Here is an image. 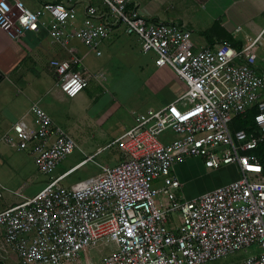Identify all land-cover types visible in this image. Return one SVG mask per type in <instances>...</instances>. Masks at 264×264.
<instances>
[{
    "label": "built area",
    "instance_id": "obj_1",
    "mask_svg": "<svg viewBox=\"0 0 264 264\" xmlns=\"http://www.w3.org/2000/svg\"><path fill=\"white\" fill-rule=\"evenodd\" d=\"M36 1L38 9L2 0L0 31L15 41L46 32L66 54L51 59L49 68L68 97L92 81H108L86 70V54L74 42L100 56L118 29L155 54L157 67L171 68L186 91L160 109L135 114L134 125L103 148L116 146L119 161L98 164L97 175L69 187L62 180L93 156L54 178L79 147L34 103V126L20 120L1 141L29 151L37 171L51 180L33 197L15 192L23 201L0 212V264H10L11 254L17 264H96L90 251L101 244L112 247L102 264H209L248 250L239 264H264V30L239 48L229 42L198 47L186 26L148 20L131 6L134 0L88 3L80 27L76 1ZM252 109L255 129H234ZM167 132L176 138L165 140ZM188 158L209 170L233 167L236 178L188 199L175 173Z\"/></svg>",
    "mask_w": 264,
    "mask_h": 264
},
{
    "label": "crops",
    "instance_id": "obj_2",
    "mask_svg": "<svg viewBox=\"0 0 264 264\" xmlns=\"http://www.w3.org/2000/svg\"><path fill=\"white\" fill-rule=\"evenodd\" d=\"M22 1L31 9H38L40 5L36 0ZM74 1L77 2L76 27L82 26L85 22L84 10L88 3L102 7L101 0ZM131 6H136L148 20L171 21L186 26L193 32V41L198 47L228 42L226 38L232 37L235 47L239 48L264 30V0H134ZM168 6H172L171 9L175 6L177 10L180 7L181 10L188 12L193 8L198 12L203 11L205 22L197 25L193 17L181 16L178 13L170 14ZM124 35H126L124 30L118 29L103 44L100 56L94 52L87 54V49L82 44L74 42L80 52L86 54L84 59L86 70L90 73H103L108 78L104 70L105 48ZM136 39L134 38V41L140 44ZM130 41L127 43L130 48L137 45L130 44ZM65 57V52L52 45L49 36L43 30L26 32L18 41L12 39L6 32L0 31V212L23 201V198L17 196L15 192L21 191L25 197H33L50 181L49 176L39 178L35 175L34 171L37 167L29 151H19L8 146L1 141V137L20 120L33 127L34 116L30 113V108L36 102H39L56 125L69 130L71 109L69 108V112H65L61 117L58 114L59 106L64 102L68 104L87 102L90 97H95L96 102L103 88L107 86L108 81L103 85L92 81L84 92L74 98L68 97L61 88L57 87L56 78L49 68L51 59ZM260 57H263L262 53ZM155 59V54H152V59L145 63L149 70L146 84L153 86L157 93L163 94L165 102L163 106H165L186 91V84L171 68L157 67ZM134 116L130 124L123 127L121 134L134 125ZM62 118L64 123L61 122ZM170 137V133L164 136L165 140L171 141ZM179 171L180 165L177 164L175 173L185 185ZM63 173L55 174L54 178ZM183 194L186 196L184 188ZM2 247L3 235L0 229V249ZM9 263L17 264V257L14 254H11Z\"/></svg>",
    "mask_w": 264,
    "mask_h": 264
},
{
    "label": "rangeland",
    "instance_id": "obj_3",
    "mask_svg": "<svg viewBox=\"0 0 264 264\" xmlns=\"http://www.w3.org/2000/svg\"><path fill=\"white\" fill-rule=\"evenodd\" d=\"M171 8L172 6L167 7L170 14L178 13L181 16L193 17L197 25L205 22L203 11L198 12L193 8V12H188L181 10L180 7L178 10L175 6ZM126 37L124 35L113 41L111 45L104 47L106 51L103 48L106 59L104 70L109 80L107 86L102 87V94L98 101L95 102V97H90L87 102L71 104L64 102L59 106L58 114L61 117L65 112H69V108L71 109L67 131L76 140L79 148L60 164L55 174L68 172L87 157L93 156L92 161H86L66 176L61 183L63 186L69 187L97 175L100 172L98 164L112 165L119 161L120 154L116 146L110 149L103 148L119 137L123 127L130 124L133 115L147 112L149 109H160L165 103L163 94L157 93L153 86L146 84L149 70L145 63L152 59L153 53H144L140 44L134 41L136 37ZM129 40H131L130 44L137 45L130 48L127 45ZM261 62L263 65L264 62ZM61 122L64 123V119ZM167 133H170V139L174 140L175 134ZM179 165L187 197H198L236 178L233 167L209 170L204 167L200 159L188 158ZM34 173L39 178L46 177L36 169ZM111 252V245L101 244L92 249L90 255L96 264H102L104 256ZM250 253V250L243 251L209 264H239L249 257Z\"/></svg>",
    "mask_w": 264,
    "mask_h": 264
},
{
    "label": "trees",
    "instance_id": "obj_4",
    "mask_svg": "<svg viewBox=\"0 0 264 264\" xmlns=\"http://www.w3.org/2000/svg\"><path fill=\"white\" fill-rule=\"evenodd\" d=\"M226 40L233 46H236L235 41L233 40L232 37H228L226 38ZM257 114V110L256 109H252L250 111H248V113L246 114V116L244 117H240L237 118L234 122V129L238 130V129H245L247 131H251L253 129H255L256 125H255V115ZM259 153L261 155H264V143L261 145V147L259 148Z\"/></svg>",
    "mask_w": 264,
    "mask_h": 264
},
{
    "label": "snow or ice",
    "instance_id": "obj_5",
    "mask_svg": "<svg viewBox=\"0 0 264 264\" xmlns=\"http://www.w3.org/2000/svg\"><path fill=\"white\" fill-rule=\"evenodd\" d=\"M0 2H2V0H0ZM7 4H4V7L7 8ZM25 20H27V17H24ZM175 111V110H174ZM249 167H252V165H249Z\"/></svg>",
    "mask_w": 264,
    "mask_h": 264
}]
</instances>
